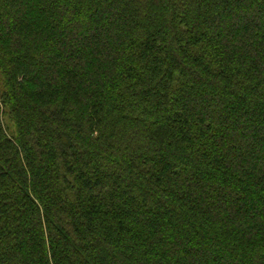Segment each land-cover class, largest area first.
<instances>
[{
    "label": "trees",
    "instance_id": "trees-1",
    "mask_svg": "<svg viewBox=\"0 0 264 264\" xmlns=\"http://www.w3.org/2000/svg\"><path fill=\"white\" fill-rule=\"evenodd\" d=\"M0 84V264H264V0H0Z\"/></svg>",
    "mask_w": 264,
    "mask_h": 264
},
{
    "label": "rangeland",
    "instance_id": "rangeland-1",
    "mask_svg": "<svg viewBox=\"0 0 264 264\" xmlns=\"http://www.w3.org/2000/svg\"><path fill=\"white\" fill-rule=\"evenodd\" d=\"M248 20L250 21L251 18H248ZM104 23H106V22H104ZM1 91H2V86L0 84V92ZM6 124L10 128V130H13L12 129L13 128L12 127V124L9 123L7 120H6ZM214 250H216V251H214ZM217 255H219L218 249L216 247H214L213 244H211L210 247H208L207 250H206V253L204 255V259H207L209 261V263L212 264V262L215 261V256H217ZM220 263L221 264H228L229 263V260L227 259V261H226L225 259L224 260L222 259V260H220Z\"/></svg>",
    "mask_w": 264,
    "mask_h": 264
}]
</instances>
